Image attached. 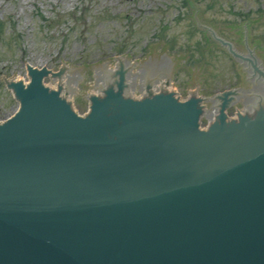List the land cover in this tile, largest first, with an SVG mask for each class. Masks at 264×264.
Returning a JSON list of instances; mask_svg holds the SVG:
<instances>
[{
    "label": "water",
    "instance_id": "water-1",
    "mask_svg": "<svg viewBox=\"0 0 264 264\" xmlns=\"http://www.w3.org/2000/svg\"><path fill=\"white\" fill-rule=\"evenodd\" d=\"M206 32L254 90L185 101L154 52L95 65L80 95L81 69L0 75L19 102L0 123V264H264V69Z\"/></svg>",
    "mask_w": 264,
    "mask_h": 264
},
{
    "label": "rangeland",
    "instance_id": "rangeland-1",
    "mask_svg": "<svg viewBox=\"0 0 264 264\" xmlns=\"http://www.w3.org/2000/svg\"><path fill=\"white\" fill-rule=\"evenodd\" d=\"M264 69V0H0V75L27 78L34 66L59 71L81 69L77 95L88 93L95 65L115 66L113 58H154L172 62L171 87L205 96L237 88L243 80L240 59L228 53L247 50ZM25 67V68H24ZM19 109L0 80V122Z\"/></svg>",
    "mask_w": 264,
    "mask_h": 264
},
{
    "label": "bare ground",
    "instance_id": "bare-ground-1",
    "mask_svg": "<svg viewBox=\"0 0 264 264\" xmlns=\"http://www.w3.org/2000/svg\"><path fill=\"white\" fill-rule=\"evenodd\" d=\"M118 58H125V57H118ZM67 67H69V66H67ZM27 68L31 69L33 71L39 70V68H35L33 65L32 66L27 65ZM46 72H57V71H53V70L47 68ZM19 82L22 85L28 84L27 78L21 77L20 75H18L16 78H13L11 84L19 83ZM74 83H75V88L77 89L76 81H74ZM162 89L186 101V98H184L179 92H177L176 89L172 88L171 86H162ZM193 92H194V98L201 97L198 95L197 92H195V91H193Z\"/></svg>",
    "mask_w": 264,
    "mask_h": 264
}]
</instances>
